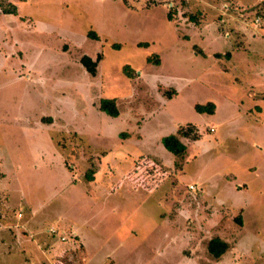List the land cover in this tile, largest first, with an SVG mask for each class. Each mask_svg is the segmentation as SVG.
Here are the masks:
<instances>
[{
    "label": "rangeland",
    "instance_id": "obj_1",
    "mask_svg": "<svg viewBox=\"0 0 264 264\" xmlns=\"http://www.w3.org/2000/svg\"><path fill=\"white\" fill-rule=\"evenodd\" d=\"M174 5L170 19L163 0H0V238L13 239L0 264L22 252L17 237L40 246L33 264H264V0ZM98 53L92 76L80 58ZM208 101L213 114L195 109ZM187 123L200 137L182 138L179 159L162 137ZM62 212L101 248L53 219ZM215 235L231 244L219 259Z\"/></svg>",
    "mask_w": 264,
    "mask_h": 264
},
{
    "label": "trees",
    "instance_id": "obj_2",
    "mask_svg": "<svg viewBox=\"0 0 264 264\" xmlns=\"http://www.w3.org/2000/svg\"><path fill=\"white\" fill-rule=\"evenodd\" d=\"M167 7L170 9L168 16L170 19H172L171 11L176 9L175 8L176 5L171 7L167 5ZM3 11L4 13H16L17 6L16 4H12L11 8H6L4 6ZM190 20L195 21L196 17L191 16ZM88 37L92 39H99V35L95 30H90L88 32ZM139 45L148 46V43L140 42ZM111 46L114 49H120L122 47L121 43L118 42L113 43ZM227 55L228 57H230L231 52L228 51ZM101 59H102V53H98L96 58H93L89 54H83L80 58V62L82 63L83 67H85L88 73H90L92 76H95L97 74L98 65ZM147 60L149 62H153L157 65H160V56H157L156 58L152 56H148ZM123 72L129 77H134L136 75L135 69L130 64L124 65ZM215 108H216V104L213 101L195 104V109L200 113L213 114L215 112ZM100 109L111 116L116 117L120 115V109L117 105L116 98H103L100 101ZM183 137H188L194 140L200 137V134L198 133V129L195 126V124L187 123L186 125H180L177 128L176 132L170 133L162 137V143L166 147V149L169 150L176 158L179 159L180 158L183 159L186 156L188 149L187 144L183 142L182 139ZM150 169L154 171L156 170L158 171V169H154L153 167H151ZM86 177L88 180H93L94 169H89V172L86 174ZM236 219L238 220L239 223H242V218L240 216H238ZM230 247L231 244L227 240L223 239L218 235L213 236L207 242V249L209 254L216 259L221 258L230 249Z\"/></svg>",
    "mask_w": 264,
    "mask_h": 264
},
{
    "label": "crops",
    "instance_id": "obj_3",
    "mask_svg": "<svg viewBox=\"0 0 264 264\" xmlns=\"http://www.w3.org/2000/svg\"><path fill=\"white\" fill-rule=\"evenodd\" d=\"M205 33V32H204ZM203 33V34H204ZM204 49H206V48H204L203 47V51H204ZM212 48H210L209 49V47H208V49H206V51H207V53L209 52L208 50H211ZM198 54V53H197ZM201 55V54H200ZM201 56H203V55H201ZM205 57V56H204ZM231 57V56H230ZM234 57V56H233ZM235 59V58H234ZM216 104V103H215ZM217 106L218 105H216V110H217ZM258 109V110H257ZM248 110H251V108H248ZM261 111H262V107L260 106V105H255V106H253V111H250V112H255V113H258V114H261ZM256 121H258V118H256L255 119ZM131 168V166L129 165L128 166V169H130ZM126 175V174H125ZM140 175V174H139ZM139 175H137V177H136V179H135V182H130V183H132L134 186H136V187H138V188H142V186L144 185V184H149V183H146V181H144V180H142V182H141V177L139 176ZM120 178H116V181L117 180H119ZM93 180H94V178H93ZM92 181V180H91ZM109 181H113V179H111V178H108L107 179V183L105 184V186L107 185V184H109L108 182ZM115 181V180H114ZM149 182V181H148ZM101 185V184H100ZM153 185V184H152ZM146 186V185H145ZM148 187H151V185H149ZM153 189L152 190H150L149 191V193H151L150 195H152L153 194V191H155V189H157V187L155 186V187H152ZM120 190H123V183H121V185L117 188V190H116V192H121ZM115 192V193H116ZM105 194H109V192L108 191H105L104 193H103V185H101L100 186V190L98 191V196H99V199H96V197H95V199H96V201H97V204H95V206H100V202H103V197H104V195ZM88 195L90 196V197H94V196H91V194H89V192H88ZM124 195L126 196V197H130V196H135L134 194H131L130 196L129 195H126L125 194V192H124ZM101 199V200H100ZM91 200H93V198L91 199ZM100 202H99V201ZM138 200H140V198L138 197ZM148 201H150V200H154V198H153V196H151V197H149L148 199H147ZM95 201V202H96ZM144 201H146V200H144ZM144 201H142V203H144ZM158 201H159V199H158ZM141 203V201H138V204H140ZM161 203V202H160ZM66 212V211H65ZM68 213V212H67ZM55 217V218H54ZM53 217V219L54 220H58V221H61V223H62V225H65V224H69L70 225V228L73 230L72 231V233H74L75 235H77L78 237H80L81 238V240H82V242H84L89 248H91L90 250H91V252H92V250H93V252H94V250L96 251V249H98L99 247H100V245H102L103 244V238L101 237V234L96 230V231H92V235H90L91 237H89V236H87L86 234H85V231H84V227H82V225H80V218L78 217V216H76L75 214H74V216H68V215H65L64 214V212H62V213H59V214H57V215H55ZM91 218H92V216H85V218L83 219V220H85L84 221V224H85V222L87 223V225H88V221L87 220H91ZM37 222H38V220H37ZM6 237H4V238H0V245H3V246H5L6 245V243H7V240H9V243H8V246H10L11 245V243L13 242V239L11 238H8V239H5ZM15 241V240H14ZM14 244L16 245L17 244V247L18 246H20V247H22L23 249H22V252L19 250V251H16V250H14V252H11V253H9L8 254V252H9V250L7 251V259H4L3 260V262H5V264H11V262H14V260H13V258H16L17 257V255H15V253H17L18 255H20V256H22L23 257V261L22 262H24L23 264H33V263H35L36 261L35 260H37V259H41V257H40V255H41V250H40V246H36L33 242H31L29 239H25V238H19V237H17V239H16V241L14 242ZM37 244V243H36ZM13 245V244H12ZM91 246H93V249H92V247ZM101 248V247H100ZM4 251L5 249H0V260L3 258L2 256H1V253H2V251ZM99 250V249H98ZM16 251V252H15ZM27 253H28V256H30V257H33V259H32V261H30L28 258L25 260V258H26V255H27ZM25 257V258H24ZM20 260H21V257L19 258ZM22 262L20 261V264H22Z\"/></svg>",
    "mask_w": 264,
    "mask_h": 264
},
{
    "label": "built area",
    "instance_id": "obj_4",
    "mask_svg": "<svg viewBox=\"0 0 264 264\" xmlns=\"http://www.w3.org/2000/svg\"><path fill=\"white\" fill-rule=\"evenodd\" d=\"M163 1H164L168 6H171L174 0H163ZM168 3H169L170 5H169ZM189 187L192 188V189H195V186H194V185H190Z\"/></svg>",
    "mask_w": 264,
    "mask_h": 264
}]
</instances>
